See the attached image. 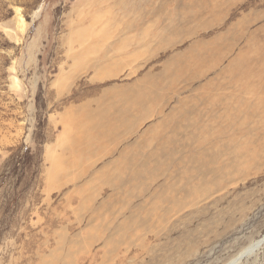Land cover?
<instances>
[{"label":"rangeland","instance_id":"obj_1","mask_svg":"<svg viewBox=\"0 0 264 264\" xmlns=\"http://www.w3.org/2000/svg\"><path fill=\"white\" fill-rule=\"evenodd\" d=\"M260 65L264 0H0V264H224L262 237Z\"/></svg>","mask_w":264,"mask_h":264},{"label":"bare ground","instance_id":"obj_2","mask_svg":"<svg viewBox=\"0 0 264 264\" xmlns=\"http://www.w3.org/2000/svg\"><path fill=\"white\" fill-rule=\"evenodd\" d=\"M258 68L259 69H262V68H264V66L260 65V66H258ZM253 113L255 115V112L254 111H253ZM232 116H234V115H232ZM263 243H264V235L262 237H260L259 239L251 242L249 245L243 247L236 255H234L233 257H231L224 264H239L244 257H247V256L251 255L252 253H254L255 250H257L259 248V246H261Z\"/></svg>","mask_w":264,"mask_h":264},{"label":"crops","instance_id":"obj_3","mask_svg":"<svg viewBox=\"0 0 264 264\" xmlns=\"http://www.w3.org/2000/svg\"><path fill=\"white\" fill-rule=\"evenodd\" d=\"M80 117H82V116H80ZM90 126H92V127H94L95 129H96V127L95 126H93V124H90ZM106 129V133H104V135H100L99 136V140H102V139H106V140H109V142H112V140H113V136H111L110 137V135H109V130H110V128L109 127H106L105 128ZM71 144H74L73 142L71 143ZM79 144V143H78ZM78 144H75V145H73V146H79ZM67 147H69V146H67ZM70 147H72V146H70ZM114 152V150H112V151H110L109 153L110 154H112ZM67 153H69V154H67ZM71 153L69 152V151H66V155H70Z\"/></svg>","mask_w":264,"mask_h":264}]
</instances>
